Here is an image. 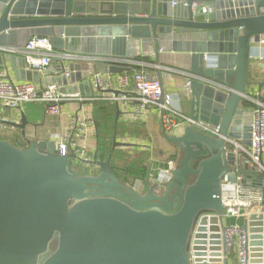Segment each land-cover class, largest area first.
Wrapping results in <instances>:
<instances>
[{
  "label": "water",
  "instance_id": "water-1",
  "mask_svg": "<svg viewBox=\"0 0 264 264\" xmlns=\"http://www.w3.org/2000/svg\"><path fill=\"white\" fill-rule=\"evenodd\" d=\"M203 7L207 13L200 12ZM262 7L264 0H0V47H20L6 42L14 30L48 38L58 52L74 47L72 38L90 33L87 28L113 35L125 27L144 31L153 49L170 53L189 82V119L218 126L223 137L249 147L244 96L252 53L264 43ZM17 59L0 51L4 77L10 80L11 69L20 81L38 83V74ZM89 76L76 86L73 72L71 90L89 95ZM51 81L67 84L64 78ZM119 113L116 106V118ZM5 123L22 132L28 125L22 112L18 123ZM176 130L168 136L162 128L180 159L161 195L152 188L142 195L122 184L110 159L95 156L100 172L81 176L50 141L20 149L0 140V264H230L220 183L240 176L248 185L249 176L261 182L264 176L226 153L223 139L189 126ZM115 147L129 145L113 140ZM244 211L247 264H264V207Z\"/></svg>",
  "mask_w": 264,
  "mask_h": 264
},
{
  "label": "built area",
  "instance_id": "built-area-1",
  "mask_svg": "<svg viewBox=\"0 0 264 264\" xmlns=\"http://www.w3.org/2000/svg\"><path fill=\"white\" fill-rule=\"evenodd\" d=\"M200 11L206 13V8ZM261 13H264V7L261 8ZM0 51L23 59L25 70L36 72L39 80L45 82L43 86L30 82H14L0 73V107L16 111L21 110L28 103H41L45 105L47 116L59 117L63 113L65 103L74 104L65 113V124L61 132L54 134L52 138L54 153L58 156H67L73 170L83 167L93 171L97 168L93 164L96 152L91 146L95 122L88 107L98 102H109L114 103L119 112L130 120L143 119L147 110L155 107L160 112L161 125L166 132H171L184 124L214 139H223L226 153L234 154L241 159L240 163L246 165L248 170L259 172L264 176V102L248 94L244 96V101L250 110V146L245 147L231 137H223L218 126L192 121L185 116L181 109L173 104L172 96L164 92L160 80L146 75L142 69L143 65L140 64L141 69L131 75L127 73L114 75L107 71L109 66L139 64L135 61L57 52L53 50L48 38L40 36L32 37L22 47H0ZM263 60L264 58H260V61ZM73 62L84 63V67H87L90 75L87 79L91 81L89 95H81L79 92L68 95L63 91L65 88L51 81L64 78L68 83L74 72L70 70V66L74 65ZM97 66L107 68L101 70ZM83 82L84 79L76 82L75 85ZM214 86L231 91L220 84ZM188 87L189 82L186 81L184 89L187 90ZM176 168V161L168 159L157 173L149 174V181L155 186L163 185L171 180L172 172ZM248 181V185H245L241 177L236 176L234 181L224 179L220 183V199L224 208L221 217L226 227L223 237L227 252L233 254L234 264H247V235L240 225H227L225 221L244 219L246 208L262 207L264 200L263 191L258 190L262 187H252V175L248 177ZM262 183L264 182L260 181V184ZM253 185H256V182ZM233 238H235L234 242H232Z\"/></svg>",
  "mask_w": 264,
  "mask_h": 264
},
{
  "label": "crops",
  "instance_id": "crops-1",
  "mask_svg": "<svg viewBox=\"0 0 264 264\" xmlns=\"http://www.w3.org/2000/svg\"><path fill=\"white\" fill-rule=\"evenodd\" d=\"M207 12L208 9L206 8V13ZM93 28L86 29H90V33L85 31V33L80 34L77 37H73L72 40L74 42V47L65 46L66 48H68L67 52H72V54H79L88 57L105 56L108 58H120L129 61H135V57L142 59L143 61H135L139 63L137 65L123 66L122 68L127 69V71L123 73L131 75L133 74V72L129 73L131 67L141 69L140 64L143 65L144 67H142V69L144 70L146 75L149 77L151 76L152 78L159 79L164 92L172 96L173 104L175 106H178L185 116H188L189 109L188 103L186 101L187 97L184 94V85L187 79L183 77L182 71H180L174 65L176 64V62L168 57L170 56V53H165L160 48L157 49L156 52L152 47V39L148 40L146 37V33L141 30L132 31L130 27H125L124 32H117L113 35L112 33H110V31L101 32L100 30H104L103 28ZM118 28L122 29L123 27ZM105 29H107V27ZM10 32L14 33V35L6 39L7 44L10 46L12 45L22 47L28 42L29 39L34 37V34H22L26 32L25 30H14ZM255 47H257V49H255V51L252 53V62L250 67L251 71L248 73L247 94L258 100L262 99L264 102V60L260 61V58H264V43L262 42ZM67 52L64 51L62 53ZM14 57L18 58L17 60L20 59V57ZM73 63L81 66L78 71H74V74L79 76V81L82 79L85 80V77L89 74L87 67H84V63ZM0 73H2L4 76L6 75L5 72ZM9 76L11 81L21 82L11 71V69L9 72ZM44 83L45 82L40 79L38 83L34 84L43 86ZM59 86L61 88H65V90L63 91H66V94L68 95H72L74 93L71 90L73 85L70 82L65 85H63L62 83ZM94 104L93 106L88 107V111H90V115L92 118V110L94 108ZM106 104L114 108V123L117 128L116 133L114 134L111 141V150L110 152H106L107 156L105 160L109 159L110 153H113L115 159L116 157H118L115 155L116 147L113 148V140H115L117 143L128 144L129 147L127 148H118H123L126 150L129 149V151L131 152L128 153L131 155L135 151L137 156H143V158H138V160H136L137 157L134 158V160H131V158H129L130 160H125L126 162L114 160V162H112V167L117 172L116 174L118 175V177L123 179L126 178L124 173L121 172V168H123L124 164L126 166H140L141 168H144L146 170L147 174L144 179H136L132 182L131 185L135 186L136 191L138 193H141L142 195L145 194L150 188L153 189V192L155 194H163L160 186L165 185L155 186L149 181L148 176L149 174L157 173L164 166L166 160L170 159L171 157L176 161V164L178 165L180 154L178 149L170 144L164 137L159 110L155 107L149 108L143 119L130 120L125 118L121 112L116 118V105L109 102ZM73 105L74 104L70 102L65 103L63 105V113L59 117L47 116L45 112V105L41 103L26 105L23 106L21 110L16 111L0 107V135H4L7 128L17 129L7 125L5 122L11 121L18 123L20 120V114L22 112L26 116L28 122V125L26 126L24 132L19 130L22 132V137L25 143L27 142L29 144L30 142L38 141L52 142L54 134L60 133L65 124V113L68 112V110H70ZM249 119L250 117H248L247 120L249 121ZM183 127H185V125L181 124L177 127L176 131L180 129L182 130ZM173 132L169 133L167 131L166 135L171 136ZM92 139L93 140L91 142V146L95 149L97 159L100 160L98 158L99 152L97 149L98 146L96 124ZM131 157L133 158V156ZM97 169L98 168L93 170V175L94 173L98 172ZM255 182L256 185H253ZM255 182L252 179V187H262V189L260 188L258 190H261V192L263 191L264 193V183L260 184V180L258 179ZM262 207H264V200ZM227 221L234 222V224L240 226L243 223V219L241 218L229 219ZM226 222L225 224L229 225ZM234 262L235 260H231L230 264H234Z\"/></svg>",
  "mask_w": 264,
  "mask_h": 264
},
{
  "label": "trees",
  "instance_id": "trees-1",
  "mask_svg": "<svg viewBox=\"0 0 264 264\" xmlns=\"http://www.w3.org/2000/svg\"><path fill=\"white\" fill-rule=\"evenodd\" d=\"M135 61H143L138 57L134 58ZM147 61V60H146ZM133 69V70H132ZM139 68L131 67L129 73H132ZM114 108L107 105L105 102H98L94 104L92 110V115L95 120L96 130H97V146L100 161H106V150L111 146V141L116 133V125L114 123ZM102 114L103 119H98L97 117ZM0 140L6 141L17 148L26 149L29 144L23 140L22 132L19 129L7 128L4 135H0ZM109 143V146L107 144ZM110 152V151H108ZM110 155V154H109ZM172 159V157L170 158ZM121 172L124 173L126 178H131L132 182L136 179H144L146 176V170L136 165H129L121 168Z\"/></svg>",
  "mask_w": 264,
  "mask_h": 264
},
{
  "label": "rangeland",
  "instance_id": "rangeland-1",
  "mask_svg": "<svg viewBox=\"0 0 264 264\" xmlns=\"http://www.w3.org/2000/svg\"><path fill=\"white\" fill-rule=\"evenodd\" d=\"M31 104H33V103H28V104H26V105H31ZM25 105V106H26ZM102 114H100L97 118L98 119H101V121H102V119H103V116H101ZM103 122V121H102ZM107 144H108V146H109V143L107 142ZM111 150V148L109 147L107 150H106V152H108V151H110ZM128 152H131V151H129V149L128 150H126V149H123V148H118V147H116V150H115V155L116 156H118V157H116V160H121V161H124V162H126L125 160H130L129 158H131V160H134V158H136V160H138V158H143V156H137L136 155V153H135V151L132 153V155L131 154H129ZM131 156H133V158L131 157ZM126 165L124 164L123 165V167H125ZM76 173H78L79 175H87V176H89V174H93V171L92 170H89V169H86V168H83V167H80V168H77V169H75L74 170ZM97 171L98 172H96V173H99L100 171H99V169H97ZM168 183V182H167ZM167 183H165V184H163V185H166ZM227 221V220H226ZM225 221V222H226ZM226 223H228V224H234V222H231V221H227Z\"/></svg>",
  "mask_w": 264,
  "mask_h": 264
},
{
  "label": "flooded vegetation",
  "instance_id": "flooded-vegetation-1",
  "mask_svg": "<svg viewBox=\"0 0 264 264\" xmlns=\"http://www.w3.org/2000/svg\"><path fill=\"white\" fill-rule=\"evenodd\" d=\"M109 159H110V163H111V169H112V173H114L117 177H118V175L116 174L117 172L113 169V167H112V162H114V160H116L115 159V157L113 156V153H110V155H109ZM121 161V160H120ZM123 173V172H122ZM78 174V173H77ZM79 175V174H78ZM90 176H94L93 174H89ZM81 176H83V175H81ZM119 179H120V181L122 182V184H124L125 186L127 185V186H132L131 184H132V179L131 178H125V179H123V178H120V177H118Z\"/></svg>",
  "mask_w": 264,
  "mask_h": 264
}]
</instances>
